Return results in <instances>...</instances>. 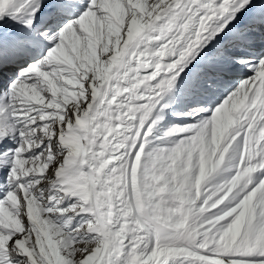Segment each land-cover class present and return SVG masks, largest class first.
Here are the masks:
<instances>
[{"label":"snow or ice","instance_id":"obj_1","mask_svg":"<svg viewBox=\"0 0 264 264\" xmlns=\"http://www.w3.org/2000/svg\"><path fill=\"white\" fill-rule=\"evenodd\" d=\"M0 264H264V0H0Z\"/></svg>","mask_w":264,"mask_h":264}]
</instances>
